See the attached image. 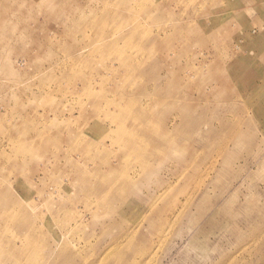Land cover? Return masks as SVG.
<instances>
[{
  "label": "rangeland",
  "instance_id": "374dc122",
  "mask_svg": "<svg viewBox=\"0 0 264 264\" xmlns=\"http://www.w3.org/2000/svg\"><path fill=\"white\" fill-rule=\"evenodd\" d=\"M0 264H264V0H0Z\"/></svg>",
  "mask_w": 264,
  "mask_h": 264
},
{
  "label": "bare ground",
  "instance_id": "6f19581e",
  "mask_svg": "<svg viewBox=\"0 0 264 264\" xmlns=\"http://www.w3.org/2000/svg\"><path fill=\"white\" fill-rule=\"evenodd\" d=\"M124 21V20H123ZM135 31H137V30H135ZM137 33L135 32H131V34H128V35H125V38L126 39H129V38H131V39H133L134 37H135V35H136ZM111 44H113V43H111ZM131 115H133V114H131ZM119 116H121V115H119ZM133 117V116H132ZM132 117H131V119H132ZM121 118V117H120ZM123 118V117H122ZM121 118V119H122ZM125 118H127V117H125ZM144 118V117H143ZM124 119V118H123ZM139 120V119H138ZM141 121V120H140ZM124 122H126V121H124ZM156 130V129H155ZM130 137H131V135H130ZM158 137H160L161 138V136H158ZM131 139V138H130ZM132 139H133V137H132ZM154 141V140H153ZM141 143V142H140ZM143 144V143H142ZM141 145V144H140ZM142 147V146H141ZM143 149H144V147H143ZM128 152V151H127ZM151 155V154H150ZM135 158V157H134ZM133 158V159H134ZM138 159V158H137ZM113 170V169H112ZM116 172H117V170H115ZM119 171H121V170H119ZM113 172V171H112ZM110 180V179H109ZM106 181H108V180H106ZM119 182H121V181H119ZM131 182V181H130ZM130 184V183H129ZM133 184V183H132ZM116 185V184H115ZM116 188H118L117 186H116ZM31 229V228H30ZM30 229H28V231H30ZM30 232H32V233H36L35 232V229L34 228H32L31 229V231Z\"/></svg>",
  "mask_w": 264,
  "mask_h": 264
}]
</instances>
